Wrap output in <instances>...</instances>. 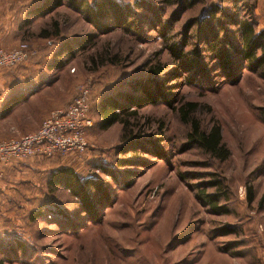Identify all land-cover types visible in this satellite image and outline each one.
Listing matches in <instances>:
<instances>
[{
  "label": "rangeland",
  "instance_id": "1",
  "mask_svg": "<svg viewBox=\"0 0 264 264\" xmlns=\"http://www.w3.org/2000/svg\"><path fill=\"white\" fill-rule=\"evenodd\" d=\"M39 1L20 0V9ZM113 1L134 16L124 17L123 27L113 18L103 20L108 28L103 33L84 7L78 10L70 0L25 24L14 48L23 43L35 53L27 65L11 70L26 76L20 85L40 77V90L6 116L0 140L33 131L38 118L66 106L81 85L90 89L93 122L104 98L143 96L140 87L163 98L137 108L135 115H122L124 124L90 127L83 153L43 159L40 172L20 174V191L10 188L0 210L2 264H264V78L237 54L234 75L221 70L203 21L212 4L230 14L237 7L222 0H195L191 7H184L186 0H145L155 8L152 14L135 7L138 0ZM237 6L238 16L251 20L256 31L264 28V0ZM215 20L210 25L219 29V39L239 45L236 25ZM158 21L171 30L160 34L166 28ZM54 23L59 39L75 42L73 53H58L59 40L50 45L37 39ZM189 60L197 71H187ZM158 65L162 72L154 76L150 70ZM193 122L199 130L219 127L225 160L191 141ZM135 140L145 149H127ZM119 158L130 164L119 167ZM61 165L71 166L81 180L102 183L103 199L93 213L65 188L51 191L46 185L50 171ZM206 194L216 208L206 205Z\"/></svg>",
  "mask_w": 264,
  "mask_h": 264
},
{
  "label": "trees",
  "instance_id": "2",
  "mask_svg": "<svg viewBox=\"0 0 264 264\" xmlns=\"http://www.w3.org/2000/svg\"><path fill=\"white\" fill-rule=\"evenodd\" d=\"M194 1L195 0H186L183 5L184 7H191ZM222 1H227L235 5L237 7L235 11L238 10V3L242 2V0ZM70 2L74 3L76 7H78V10H81V6H83L87 12V16L93 21L94 26L100 28L102 33L105 32V30H108L107 26H105L104 24L102 25L103 20L113 18L115 21H117V23H119L118 25L120 27H123L122 24H126V22H122V20H125L124 17H127L128 15L129 17L134 16V14L129 10L128 6H122L119 3L114 2L113 0H94V2L91 4L84 0H70ZM146 2L145 0H138V2H135L134 5L135 7L141 9L144 8L146 11H149V13L153 14L156 11L155 8L147 5ZM164 2L167 4L178 3L176 2V0H164ZM34 4V7L27 8L28 13L43 16L54 8L60 6L62 4V0H40L38 3ZM227 10V7L220 8L219 6L212 4L207 11V13L209 14V18H205L203 20L205 22L207 21L206 26L208 27V30L206 32V36L211 39L209 48L213 53V57H216L218 66L221 67V70L224 69L226 71V74L232 77L234 75V73L232 72V64L234 61V59H232V56L234 54H237V58L243 60L249 70L260 71L261 77L264 78V28L256 31L254 27L255 25L251 20L239 17L238 12H235L234 10L231 14L228 13ZM218 14H221L222 18L218 19ZM213 19H216L215 22L217 23L220 21L229 20L231 24L236 25L237 33L239 35V45L234 44L228 38L219 39V37L217 36L219 29L217 28L215 31L210 25L213 22ZM160 23L166 28L165 31H162V29L161 31L159 30L160 34L168 33L167 30H171L168 22L158 21V25H161ZM201 24H203V22H201ZM52 26L53 28L51 31H47L45 29L42 30L39 34V37L47 38V44L50 45H54V42L59 40L61 48L60 50H58V53L59 51L63 50L67 53L69 52V54L73 53V45L75 43L73 39H59L60 37H57L59 33V30L56 28L57 25L54 23ZM213 41L214 43H212ZM82 43L79 44L82 45ZM227 47H229L231 51L227 50ZM54 54H56V52ZM54 54L53 58L55 57ZM111 62L113 61L111 60ZM46 66L47 68H50L52 65L50 66V63H47ZM197 66L198 65L195 63L193 65L190 60L185 63V68L187 69V71H197L199 69L197 68ZM162 69V66L158 65L151 68L150 72L154 76H157L162 72ZM158 87H160V85H158ZM139 89H142L143 96L141 95L139 97H131L127 96V94H122L107 97L98 102L97 106L95 107L98 120L96 122V120L94 119V124L92 126H95L97 123L99 128L106 129L117 122H121L124 124L125 118H123L122 115L126 114L127 117L135 115L137 108L143 106L146 103L156 104L159 99L163 98V96H161V93H153L152 91H148L146 87H140ZM139 89L138 87L134 88L135 91H139ZM188 105L193 106L194 104L189 103ZM180 111L182 116V108H180ZM188 137L192 142L200 146L201 149L204 150V152L215 156L219 160H225L227 158L228 152L222 145L219 127L214 125L211 126L208 130H199L197 123L193 122L192 131L188 133ZM132 144L131 147L127 149H145V146H143L145 144L142 142L135 140V142H133ZM126 150L123 151L126 152ZM48 159L60 160V157L59 155H55ZM129 161L130 160L119 158L117 159V165L119 167H124L130 164ZM104 172L108 173V170L104 168ZM216 183L217 182H213L212 185H215ZM46 185L51 191L55 190L58 187H62L68 190V192L72 193L77 198L80 206H82L83 209H86L87 213H93L95 211L94 207L99 205V203L102 201L101 198L103 199V197H101L100 195V192L103 190L102 183L98 180L90 178L81 180L75 170L69 165H61L53 168L50 171ZM204 201L206 202V205H209L213 208L217 207V202L214 197L208 194L205 195ZM34 215H36V213H34ZM4 261L5 259L0 258V264H2V262Z\"/></svg>",
  "mask_w": 264,
  "mask_h": 264
},
{
  "label": "built area",
  "instance_id": "3",
  "mask_svg": "<svg viewBox=\"0 0 264 264\" xmlns=\"http://www.w3.org/2000/svg\"><path fill=\"white\" fill-rule=\"evenodd\" d=\"M34 53L23 43L9 50L0 47V69L24 64ZM89 101L90 89L81 85L72 100L50 110L36 130L0 140V166L29 158L83 153L88 145L87 131L93 125Z\"/></svg>",
  "mask_w": 264,
  "mask_h": 264
},
{
  "label": "crops",
  "instance_id": "4",
  "mask_svg": "<svg viewBox=\"0 0 264 264\" xmlns=\"http://www.w3.org/2000/svg\"><path fill=\"white\" fill-rule=\"evenodd\" d=\"M38 16L37 14L28 13L27 8L20 9V0H0V46L6 49L14 48L22 39L20 36L25 33V24ZM37 39L41 41L46 39V42H48L47 38L39 37V34L37 35ZM24 64L27 65V62ZM11 69H0V125L5 122L6 116L10 112H18L20 107L40 90V77H34L33 75L31 80H26L25 84L20 85L21 77L26 76H20V69ZM40 118H38V122L36 123L37 126L40 125ZM35 126L32 124L31 130L33 129L34 131ZM28 132L31 131L23 132L22 134ZM62 159L60 158V161ZM41 160L43 159L29 158L14 161L4 167L0 166V210H2L4 198L10 199V192L8 193L10 188L12 190L16 189L18 192L20 191V174L40 172L38 165ZM29 181L30 179L26 182ZM1 212L0 214H2Z\"/></svg>",
  "mask_w": 264,
  "mask_h": 264
}]
</instances>
